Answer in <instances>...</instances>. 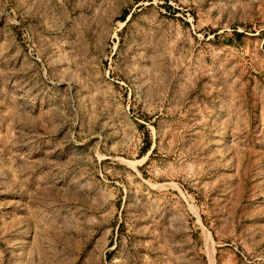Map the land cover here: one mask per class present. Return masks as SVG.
Here are the masks:
<instances>
[{
    "label": "rangeland",
    "instance_id": "1",
    "mask_svg": "<svg viewBox=\"0 0 264 264\" xmlns=\"http://www.w3.org/2000/svg\"><path fill=\"white\" fill-rule=\"evenodd\" d=\"M0 264H264V0H0Z\"/></svg>",
    "mask_w": 264,
    "mask_h": 264
}]
</instances>
